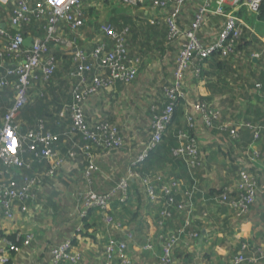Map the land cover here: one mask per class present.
I'll use <instances>...</instances> for the list:
<instances>
[{"label":"built area","instance_id":"obj_1","mask_svg":"<svg viewBox=\"0 0 264 264\" xmlns=\"http://www.w3.org/2000/svg\"><path fill=\"white\" fill-rule=\"evenodd\" d=\"M90 0H0V70L5 69L8 77L0 76V90L11 86L15 93V102L4 116L0 130V162L8 171H0V218L6 223H14L17 216H22L27 222L41 215L44 210L43 202L39 201V194L44 187L59 190L61 186V170L66 159L56 152L53 143L55 137L44 132L43 124L39 130L30 132L27 137V150L33 155V161L47 162L48 168L44 173L35 177H27L21 173L23 168H31V163L23 160L25 152L18 136V119L23 106L29 99V92L34 82H48L58 69V61L52 55L50 46L60 44L67 51L72 52L74 69L70 72V79L78 81L74 101L69 110L73 122V129L82 134L85 147L82 152L88 159L84 169L87 182L86 191L79 195L78 203L85 218L91 210L99 211L104 217L108 235L101 252V264H141L130 252L135 233L126 230L123 238L116 237L111 231L124 232V225L109 214L114 202L125 203L130 197L131 182L139 179L134 168L143 163L149 155L163 141L171 123L175 105L179 99L185 98V80L191 69L196 77L202 76L205 62L215 53L223 58L245 57V52L236 48V42L243 35V28L251 30L235 15L236 9L244 8L251 15L260 13L263 0H202L189 28H182L180 22L186 14V9L195 0H155L152 11L160 14L168 28V39L179 45V54L173 72V79L164 85V100L168 101L165 110L160 115L152 117L149 129L151 135L145 144L144 151L132 162L126 177L119 179L115 188L107 193H97L90 188L94 175L99 172L96 152L115 155L125 147L122 131L105 120H99L92 125L86 117V105L95 97L112 89L116 84L131 86L139 76V65L130 57L127 37L130 30L125 28L121 32L110 24H101L102 36L95 39L98 46L88 50L78 47L74 41L66 39L67 35L79 36V30L85 24L84 9ZM103 2L104 0H99ZM128 6H145L150 0H122ZM234 1V2H233ZM235 3L234 6L232 4ZM233 7H235L233 9ZM12 14L10 18V33L4 22L3 14ZM210 17L223 18V25L214 40L204 41L200 34ZM45 22V36L33 37L29 32L36 24ZM153 23V22H152ZM33 38L27 47L24 42ZM112 49L110 50V48ZM96 74L90 76V73ZM12 78L13 80H9ZM261 88V85H257ZM188 106L194 111L188 118L189 128L196 127L195 112L203 117L208 127L220 119V111L208 108L206 104L197 103ZM214 127V126H213ZM249 128L254 131L253 142L261 141L260 126L249 123L219 124L218 129L230 132L234 140L239 138L241 129ZM181 146L173 152V156L186 159V162L196 170L201 166V153L196 138L186 132L180 137ZM75 158L74 154L70 155ZM255 157L259 158L256 153ZM73 161V160H72ZM145 195L150 204L160 201V194L167 199V205L159 212L158 235L161 254L157 258L158 264H182L176 257V251L185 238L197 239L199 233L192 230L195 212L194 196L196 188H185L181 180H173L164 184L157 193L153 180H140ZM259 185L256 176L250 174L245 163L238 167L235 184L224 189L221 195L208 199L207 205L225 206L232 213V219L239 221L256 204ZM204 218L208 214L203 212ZM172 221L183 224L170 229ZM16 234V241L23 237L21 245L14 243L8 236ZM35 239L33 231L18 232L12 228L0 226V264H17L19 256L30 249ZM155 242L147 239L143 252H153ZM48 264H84L82 253L77 250L71 238L50 247ZM226 264H264V250L249 251V245L242 244L240 253L230 258Z\"/></svg>","mask_w":264,"mask_h":264},{"label":"crops","instance_id":"obj_2","mask_svg":"<svg viewBox=\"0 0 264 264\" xmlns=\"http://www.w3.org/2000/svg\"><path fill=\"white\" fill-rule=\"evenodd\" d=\"M201 1L195 0L188 5L187 12L180 22L182 28L190 27ZM234 5L235 3L232 4V6ZM92 7L94 8V6ZM236 10L235 15L250 26V33L254 40L251 41V47L248 49L249 56L246 52L245 57L237 58L234 60L235 63H231V65L234 64L235 73L231 74V78L227 80L229 86L221 93L216 82L217 78L210 84L204 75L196 77L193 69L190 70L185 80L187 101L190 104H197L201 99H205L211 108L220 111L221 116L217 122H214V127L210 128L204 122L203 117L196 112L193 114L196 119V127L193 128V132L200 148L201 166L197 170L189 171L193 184H189L184 179L178 180L183 181L185 188H196L194 203L197 212L194 214L192 230L198 232L200 237L195 240L189 238L183 240L176 251V257L181 258L178 259L182 264H226L230 258L240 253L243 243L249 245L250 252L264 250V140L252 141L249 144L242 141L238 144L233 142L234 140L222 136L219 131L217 132L219 124L224 123L234 125L249 121L257 127L264 125V86L260 80V74L264 73V22L254 20L250 24L252 15L244 8ZM240 14L242 17L239 16ZM245 18L251 19L250 23L245 21ZM156 20L161 21L160 19ZM156 20L152 19L151 22H158ZM222 25L223 18L210 17L200 34L202 40L206 42L214 40ZM138 38L141 40L142 37L139 35ZM87 44L89 43L83 46L86 47ZM179 49V45L173 43L161 58L148 60L144 66H139V71L146 69L150 72L154 68L157 69V72L153 71L154 78L151 81L156 89V96H151L143 102L144 104H141V97L144 98L146 89L138 82V78L131 86L116 84L112 89L104 91L101 96L93 98L86 105V117L90 124L94 125L99 120H105L120 129L125 139L124 149L115 155L98 151L95 153L99 172L94 175L89 189L101 194L113 190L119 179L127 176L132 162L143 153L145 144L150 138L149 127L155 105L157 104L160 108L165 105L163 88L173 79ZM171 53L174 54L171 56L172 61L170 64H166L169 63L168 58L170 57L168 56ZM165 59L166 62H163ZM58 62L59 74L64 77L61 81L69 80L71 70H69L70 67H67V62H60V60ZM208 67L209 64L206 63L204 70H207ZM159 85L160 87H158ZM257 85H261V88H257ZM34 93L36 95L35 91ZM161 94H163V99H161ZM37 95L42 97V94ZM187 101H183L184 116L182 118V121L186 123L194 112L188 106ZM2 124L3 117L1 116L0 126ZM74 137L66 138L64 143L71 142L67 146L72 145ZM256 153L259 158L255 157ZM87 163L86 156H82L78 160H66L64 168L61 170L59 190L44 187L43 192L39 194V201L43 202L44 206L41 215L27 222L18 215L14 223H6L0 218V226L3 229L12 228L13 231H33L35 233L31 248L19 256L17 264H48L50 247L53 244L62 243L68 238L76 242L74 246L82 253L84 264H101V252L110 231L108 232L103 221L104 216L97 210L89 211L83 218L79 209L80 203H78L79 195L85 192L88 187L83 176ZM242 163L247 165L250 174L256 176L259 185L256 204L245 217L235 221L232 219L231 211L225 206L207 205L203 207V203L208 199L220 195L219 193L223 192L225 188L235 184L238 167ZM45 165L47 167L48 163L46 162ZM170 172H173L172 169L166 168L156 177L160 181H162V177L172 179L174 176L171 177V174H169L170 178L165 175ZM41 174H35V176ZM116 179L118 180L116 181ZM133 183L140 190V201L136 198L135 207L128 208V214L123 216L121 214L125 213L124 210L127 207L117 201L113 203L109 213L124 225L125 230L122 233L115 230L111 233L116 237L123 238L126 230L134 232L135 236L130 248L132 255L141 264H158L157 258L161 254L158 239L160 234L158 215L163 203L150 204L138 179H135ZM63 199L69 203L71 208L76 209L77 218H74L75 221L70 218L62 220L59 212L64 207ZM136 209L140 213V217L138 216L134 220L137 229L136 226H130L132 222L131 216H129L131 212L136 215ZM202 210L208 214L207 218H204ZM182 224L181 221H172L168 227L175 229ZM148 238L156 244L153 252H143L142 248Z\"/></svg>","mask_w":264,"mask_h":264},{"label":"trees","instance_id":"obj_3","mask_svg":"<svg viewBox=\"0 0 264 264\" xmlns=\"http://www.w3.org/2000/svg\"><path fill=\"white\" fill-rule=\"evenodd\" d=\"M37 1L39 0H36V2ZM106 1L107 4H112L115 2V0ZM120 1L124 4L122 0ZM97 2L100 3V1ZM154 2L155 0H150L147 4H145V6H128L124 4L125 6L110 10V12L108 13L109 17H107V24L113 26L116 31L121 32L125 28H128L130 30L131 36L127 37L126 40L129 48L128 50L130 53V57L134 60H137L140 67L141 65H145L148 60L157 59L159 57L161 58L166 53L167 49L173 45V43L168 39V28L166 23L164 21L158 20L156 21H158L159 23L151 22V17L157 11L148 10L151 9V6L154 5ZM84 13L85 24L79 30V36L69 34L66 36V39L74 41L78 47L82 48L84 47V44L89 43L86 47L88 48V50H91L98 46L97 44H94L95 39L99 36H102L100 32L101 24L99 25L96 21L98 18H100V14L98 13L97 8H85ZM242 14H240L239 16L242 17ZM11 17L12 14H3V19L7 25L8 31L10 33H14L10 25ZM255 18L259 22H264V0L260 13L258 15H255ZM250 20L251 19L249 18H245V21L247 22H250ZM45 24V22L36 24L34 28L32 27L29 29V32L33 35V37L43 38L46 33ZM139 35L142 37L141 40H139L138 38ZM253 40L254 38L250 33V30L243 28V35L236 42V49L240 52H245V54L247 52L249 56L248 49L251 47V41ZM111 49L112 47L110 48V50ZM50 51L57 61L60 60V62H67L66 65L67 67H70L69 70L72 71L74 69L71 51H67L66 48L56 43L50 46ZM206 63L209 64V67L207 68V70H202V76L204 75L209 80L210 84L214 82L215 78H217L216 82L219 85L218 87L220 88V92L223 93L224 89L229 86L227 80L231 78V74L235 73V70H233L234 64L231 65V63H235L234 59H225L220 53H215L205 62V64ZM59 73V69H57L55 74L48 82L41 83L39 80L34 82L33 87L29 92V99L23 106L18 119V136L20 137L23 144V149L25 150L21 157L23 158V160L31 163V168H23V170H20L21 173L27 177H35V174L44 173L46 171L45 169L48 168V166L46 167L45 165L46 162L38 163L36 160L33 161V155L27 150V135L32 131L39 130L41 124H43L44 132L46 134H51L55 137L53 147L56 152H58L57 150H60L59 152L61 156H63L66 160H78L80 159V157L85 156L81 150L86 145L85 141L82 134L73 129L71 113L68 108L74 101L75 90L77 88L78 81L75 79H64V81H61L63 76ZM93 74H96V71L90 73V76H92ZM0 76L8 77L5 69L0 70ZM9 80L11 81L13 79L9 78ZM260 80L263 83L260 84L264 86L263 72L260 74ZM34 91L36 92V95L35 93L33 94ZM37 94H42V97L41 95L38 96ZM161 95V99H163V94ZM14 102L15 93L14 89L11 86L0 90V117L2 116L4 119L5 114L7 113L8 109L14 105ZM164 103L165 105L163 108H160V106L158 107L157 104H154L155 108L152 113V117H154L155 115H160L165 110L168 101H165ZM183 103L184 102L182 99H179L176 102L174 116L171 123L168 125L167 133L163 138V141L158 145L156 149L149 152L148 158L143 163L135 167L133 170L134 173L138 175L140 180H153V184L158 194H160L161 186L173 181L174 177L175 180L184 179L189 184H193V179H191V176L189 174V171H191L192 168H190V166L186 162V159L173 156V152L181 146V135L188 132L194 136L193 129L189 128V123L182 121V118L184 116ZM198 103L206 104L208 108L210 107L208 105V101H206L205 99H201L200 101H198ZM246 123L250 122L247 121ZM250 124L255 125L253 123ZM233 126L237 127L238 124H234ZM259 126L261 140H264V125ZM1 128L2 126H0V130ZM218 131L222 136L234 140L231 137L230 132H224L220 129L217 130V132ZM149 133L150 135L152 133L150 129ZM73 136H75L73 144L67 146V144H70L71 142L64 143V141L66 140V138H70ZM253 140L254 131L249 128H243L239 133V138L237 140H234L233 142L239 144L242 141H246V144L247 142L249 144ZM71 154H74L75 158H71ZM166 168H171L173 171L170 173H165V175H167L166 177L170 178L169 174H171V177H174L172 179H166L162 177V181H160L156 176L158 173L166 170ZM0 171H8V169L1 162ZM219 194L221 195L222 192ZM160 196L161 198L159 202L163 203V207L161 209L163 210L167 205V199L162 194H160ZM136 198H138V201H140V190L137 188V185H134L132 181L130 186V197L125 203L121 204L127 207V209L124 210L125 213L121 214V216H123L124 214H128V208L133 209L135 207L134 202H136ZM194 209L195 214L197 212L196 206ZM90 212H92V210ZM203 212H205V210H202V213ZM138 213V209H136L135 211L136 215H134L132 212L131 215L129 213L132 222L130 226L137 225L134 220L138 216L140 217V213ZM113 217L115 218V216ZM8 238L18 245H21L23 241V237L20 241H16V234L10 235L8 236ZM73 244L76 245V242L74 240ZM183 258L188 259L187 257Z\"/></svg>","mask_w":264,"mask_h":264},{"label":"rangeland","instance_id":"obj_4","mask_svg":"<svg viewBox=\"0 0 264 264\" xmlns=\"http://www.w3.org/2000/svg\"><path fill=\"white\" fill-rule=\"evenodd\" d=\"M97 1H99V0H90L89 2H88V4H87V9H92L93 7L92 6H94V8L96 9L97 8V11H98V13L100 14V18H98L96 21L98 22V24L100 25V24H106L107 23V17H109V12H110V10H113L114 8H118V7H121V6H125L123 3H121V1L120 0H115V2L114 3H112V4H110V3H108L107 4V1L106 0H104L103 2H97ZM98 5V7H97V5ZM123 9V8H122ZM148 11H151V9L150 10H148ZM135 12H136V10H135ZM97 13V12H96ZM157 15V16H156ZM158 17H160V14H158L157 12L151 17V19H153V20H156L155 18H158ZM252 17V22L250 23V24H252L253 22H254V20H256V18H255V15H252L251 16ZM261 25L263 26V24L261 23ZM84 48H86L87 49V47H84ZM174 54L173 53H171L168 57H170V58H168L169 59V63H166V64H170V62L172 61L171 59H172V57L171 56H173ZM163 62H166V59H165V61H163ZM144 66V65H143ZM148 70H146V69H142V70H140L139 71V83L141 84V86L142 87H144L146 90H145V92H144V98H143V96L141 97L142 98V103L141 104H144L143 102H145V101H147L151 96H156V89L153 87V85H152V83H151V81H152V79L154 78V73H153V71H155V72H157V69L156 68H154L152 71H148ZM158 87H160V85L158 86ZM158 96V95H157ZM140 98V99H141ZM143 109V108H142ZM118 179H116V181H117ZM62 201H64L63 203H62V205H64V207L62 208V210H60V215L62 216V220L64 221V220H67V218H70L72 221H75L76 219H74V218H77L76 217V215H75V213H76V209H73V208H71L70 206H69V203L68 202H66V200L65 199H63ZM79 209H80V211L82 212V208L81 207H79ZM78 220V219H77ZM71 221V222H72ZM62 224H64V223H62ZM61 224V225H62ZM51 232V231H50Z\"/></svg>","mask_w":264,"mask_h":264},{"label":"water","instance_id":"obj_5","mask_svg":"<svg viewBox=\"0 0 264 264\" xmlns=\"http://www.w3.org/2000/svg\"><path fill=\"white\" fill-rule=\"evenodd\" d=\"M32 41H33V38H28V39L24 42V45L28 47V46L32 43Z\"/></svg>","mask_w":264,"mask_h":264}]
</instances>
